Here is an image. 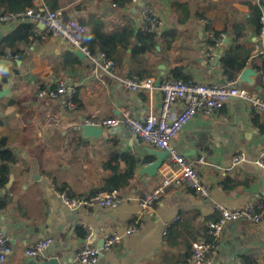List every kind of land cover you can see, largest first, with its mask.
I'll use <instances>...</instances> for the list:
<instances>
[{
    "label": "crops",
    "instance_id": "1",
    "mask_svg": "<svg viewBox=\"0 0 264 264\" xmlns=\"http://www.w3.org/2000/svg\"><path fill=\"white\" fill-rule=\"evenodd\" d=\"M147 1L165 26L152 44L143 38L140 28L141 4L123 1L113 7L118 1L34 0L40 10H64L67 20H76L84 28L85 36L101 28L123 41L110 54L115 63L111 74L97 69L88 57L76 55L73 47L60 39H43L44 28L34 24L33 36L17 44L16 55L7 48L0 56L2 61L13 57L4 61L6 68L0 70V142L6 140V148L15 158L9 176L0 175V230L13 248L8 264H29L27 249L47 238H53L54 243L38 261L49 260L54 251L59 264H77L75 257L86 245L85 225L95 230L92 242L101 247L107 233L124 234L136 220L143 223L139 232L102 253L98 264H181L194 241L206 237L209 223L218 219L216 204L236 209L264 199V172L255 164L264 145V113L241 99L233 98L211 116L198 115L174 141V147L188 160H205L198 170L211 189L209 198L190 190H170L144 212L141 200L160 183L167 158L158 173L149 176L143 169L157 157L130 129L102 126L100 137H85L81 129L85 123L115 118L124 110L139 119L159 115L163 106L159 81L232 82L264 96L260 73L264 62L254 55L259 34L249 20L257 0L141 3ZM198 18L208 19L212 28L224 35L222 46L210 50V38ZM18 27L0 23V40ZM236 28L243 31L239 43L250 52L246 68L256 72L249 82L239 80L244 69L236 80H230L221 63L235 46ZM131 76L154 78L157 86L152 92H132L124 85ZM58 81L76 89L74 110L37 97L40 89L55 88ZM176 112H180L179 106ZM241 153L245 160L235 164ZM112 178L114 185L107 184ZM53 186L77 196L113 188L122 201L117 208L71 211L53 193ZM167 224L171 225L165 235ZM245 257L264 264V219L252 226L245 221L229 223L212 264H243Z\"/></svg>",
    "mask_w": 264,
    "mask_h": 264
},
{
    "label": "built area",
    "instance_id": "2",
    "mask_svg": "<svg viewBox=\"0 0 264 264\" xmlns=\"http://www.w3.org/2000/svg\"><path fill=\"white\" fill-rule=\"evenodd\" d=\"M131 5L141 4L140 28L144 33L161 36L164 33V21L159 18L150 2L141 3V0H121ZM257 4L260 0H257ZM117 3L113 7H117ZM198 22L207 30L211 41L210 50L223 45L224 35L217 33L206 18H198ZM2 24H24L43 25L42 38L55 37L69 44L73 49L86 55L96 65L97 69L112 73L115 63L105 53L93 54L85 45L84 28L73 19L65 18L64 10H40L28 8L18 13L0 14ZM254 49V55L259 56L264 62V29L259 33ZM209 56L214 57L213 53ZM13 57L7 56V60ZM264 80V66L260 70ZM126 88L132 92L146 90L152 92L157 86L154 78H139L131 76L124 80ZM158 88L163 94V106L159 115L150 114L145 119H139L132 111L124 110L115 118L103 121L88 122L92 126H103L107 128L126 127L149 147L158 151H167L166 164L161 170L160 183L141 200L140 206L144 212L149 211L170 190H190L203 198L211 196V189L203 181L198 167L204 164L203 158L198 161L188 160L174 147L176 137L184 127L198 115L211 116L222 110L233 98L247 102L255 111L264 113V96L252 94L246 89L239 88L235 83L226 84H202L191 83L182 80L159 81ZM76 89L64 81H58L55 88L40 89L37 97L49 98L57 101L63 108L75 109L74 98ZM180 112H176V107ZM244 155L238 154L235 164L244 161ZM257 167L264 172V145L260 148L259 156L255 161ZM53 193L62 201L64 206L71 211L80 209H106L117 208L121 204V195L118 191H100L92 195L77 196L67 190L60 191L55 186ZM215 210L219 214L218 219L209 223L206 237L194 241L190 255L181 264H212L218 253L219 239L224 228L233 222L245 221L247 225H259L264 219V199L258 203H249L244 207L231 209L216 204ZM171 224L164 228L166 235ZM143 223L139 220L133 222L124 234L109 232L104 236L103 245L98 247L92 242L95 230L85 225L86 245L78 251L75 262L77 264H98L99 257L115 249L125 236L139 232ZM54 239L47 238L35 242L27 249L29 258L38 259L53 245ZM13 254V248L9 239L0 230V264H8L9 257Z\"/></svg>",
    "mask_w": 264,
    "mask_h": 264
},
{
    "label": "trees",
    "instance_id": "3",
    "mask_svg": "<svg viewBox=\"0 0 264 264\" xmlns=\"http://www.w3.org/2000/svg\"><path fill=\"white\" fill-rule=\"evenodd\" d=\"M119 3L121 0H116ZM264 6V0H260L259 4L252 6L250 14V26L258 35L264 29L263 22V11L262 7ZM35 8L34 0H0V14L4 13H18L24 11L28 8ZM32 24L24 23L20 24L15 32L11 33L7 37H4L0 40V49L3 50L0 56L5 55L4 50L7 48L12 49V56L16 55L17 49L16 46L19 42L27 41L30 36H33L31 31ZM26 31V32H24ZM143 32V31H142ZM144 33V32H143ZM157 35L154 34H143V38L148 39L152 44V41L156 39ZM243 36V31L236 28L235 29V46L228 50L221 59V63L225 68V72L228 75L230 80H236L238 73L246 68L247 63L250 58V52L244 49V47L239 43V39ZM158 37V36H157ZM122 43L120 39L115 36L105 34L101 31V28L93 31L92 33L85 36V45L93 53L97 54L99 52L105 53L109 59L112 49L116 47L118 43ZM145 48L151 47L144 46ZM112 60V59H111ZM175 80H178L177 78ZM15 161L14 155L6 148V140L0 142V175L4 178H7L10 174L9 165L13 164ZM137 164V161L134 162L133 167ZM132 171H129L131 174ZM114 178L108 180L107 184L114 185ZM0 184H3V181H0ZM110 191L113 188L109 189ZM7 203V200L3 201L1 207H4ZM243 264H259L257 259L253 257H245Z\"/></svg>",
    "mask_w": 264,
    "mask_h": 264
},
{
    "label": "water",
    "instance_id": "4",
    "mask_svg": "<svg viewBox=\"0 0 264 264\" xmlns=\"http://www.w3.org/2000/svg\"><path fill=\"white\" fill-rule=\"evenodd\" d=\"M263 14H264V10H263ZM41 28H44L43 25H40ZM75 50V49H74ZM75 54L78 55L79 57H86V55L78 50H75ZM7 61V60H4ZM2 60H0V70H3L4 68H6V62H4ZM256 72L253 71L251 68L247 67L244 69L242 75L240 76V81L243 82H249L250 78L252 76H255ZM2 92L0 91V94ZM82 131L84 132L85 137H95L98 138L102 135L103 133V128L100 126H92L89 125L88 123H85L82 127H81ZM152 149V148H151ZM152 155H155L157 157V161L155 163H151L149 165H147L146 167H144L143 169V173L148 174L149 176H154L158 173L160 167L162 166L165 158H167L168 156V152L167 151H158L155 149H152ZM14 179L11 178L10 180V184L13 183ZM10 185L7 186V188H9ZM52 191V190H51ZM51 255L52 257L49 260H44V261H38L35 258H30L29 259V264H59V258L56 256V253L54 251H51ZM72 259H69V262L71 263ZM62 264H66L65 261L62 262Z\"/></svg>",
    "mask_w": 264,
    "mask_h": 264
}]
</instances>
